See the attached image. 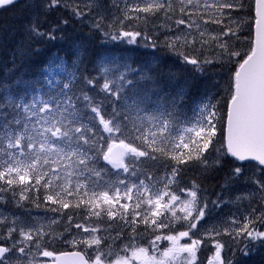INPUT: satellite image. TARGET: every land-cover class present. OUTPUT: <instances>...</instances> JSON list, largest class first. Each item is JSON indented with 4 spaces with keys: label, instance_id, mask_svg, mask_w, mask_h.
Segmentation results:
<instances>
[{
    "label": "snow or ice",
    "instance_id": "6c2138e0",
    "mask_svg": "<svg viewBox=\"0 0 264 264\" xmlns=\"http://www.w3.org/2000/svg\"><path fill=\"white\" fill-rule=\"evenodd\" d=\"M18 2L0 0V8ZM28 7L35 9L30 39L62 38L57 33L69 21L44 30L41 16L63 8L78 20L90 19L91 38L100 45L165 47L210 83L197 118L182 119L191 80L179 83L169 71L174 87L166 90L155 58L137 64L85 42L74 44L71 56L53 52L39 79H0V205L10 200L16 208L31 203L59 213L23 217L0 208V264H197L205 239L215 249L208 264H234L222 255L225 249L248 256L264 247V0H254V33L244 51L237 44L246 21L230 14L242 13L244 0H141L124 8L107 0H39ZM113 7L123 19L107 20ZM129 20H158L154 29L173 34L160 43L147 30H126ZM209 23L221 26L219 34L208 32ZM212 69L229 75L220 141L212 92L220 81L210 79L218 74ZM226 160L231 167L220 190L209 189L201 181L215 180ZM192 170L199 179L182 187ZM228 204L241 215L197 236L212 210ZM81 214L87 223L74 222ZM57 240L77 250H51Z\"/></svg>",
    "mask_w": 264,
    "mask_h": 264
},
{
    "label": "trees",
    "instance_id": "16d2710c",
    "mask_svg": "<svg viewBox=\"0 0 264 264\" xmlns=\"http://www.w3.org/2000/svg\"><path fill=\"white\" fill-rule=\"evenodd\" d=\"M38 2L39 0H20V2L16 3L15 5L0 8V79H4L9 76L12 78L20 77L24 79H39L41 76L42 66L46 63L53 52L58 51L62 54L71 56L73 45L79 44L80 42L88 43L90 47L96 51H102L104 48L110 49L109 47L113 46V42L109 41L106 45L102 46L100 45L99 40L91 38V33L89 30L90 19L78 20L73 17L69 11H66L63 8H58L52 11L49 15H47L46 18L43 15L41 16L42 27L44 30L49 29L52 24H59L62 19H67L69 21L68 25L62 26V31L57 33L58 37L62 38H59L54 42H44L30 39L27 32V27L31 21L35 19V9H30L28 5H35ZM244 5L245 9L243 14L247 19L246 27L248 28V31H243L241 34L240 43L237 44V48L241 51L246 50L250 46V39L252 37L250 19L253 17V0H244ZM113 17L123 19L121 12L115 7L110 8L107 14L108 21H112ZM157 23L158 20H151L147 25H145L142 21L138 22L136 20H129L125 21L123 27L126 30H131L133 28H138L141 31L147 30L150 35H154L158 38V42L162 43L166 36L172 35L173 33H168L162 29H154L153 25ZM117 27H120L119 23H117ZM224 27H226V19L224 21ZM207 30L210 34H219L221 31V26L209 23L207 25ZM229 39L233 38L229 37ZM34 49H39V51L34 52ZM212 54V52L207 53L208 56H211ZM125 55L134 58L137 64H142L155 58L154 62H158L165 73L163 83L166 90H170L174 87V85L170 84L167 79V73L169 71L176 74V78L179 83H183L185 79L191 80L193 82V87L189 90L183 107L180 110L182 113L181 118L188 120H195L197 118L195 112L206 91V85L210 83L209 80L195 75L190 65L184 64L177 55L173 54L165 47L146 49L141 46L132 45L127 48ZM204 55V53L201 54L202 59ZM212 71H217L216 73L218 74L211 77L210 79H217L220 81V86L216 89H212V92L215 94V100H213V102L217 103V111L219 114L217 122V141H220L223 137L224 121L227 111V92L224 89L228 84L229 75L226 72L220 73L219 69H212ZM218 146L219 143H217V147ZM230 167L231 161L226 160L224 168L220 171L215 180L201 182L204 183V185L209 189L215 185V190L219 191L220 178ZM163 171L164 169L161 168L160 173H163ZM188 173L186 174V178L181 185L182 187H190L191 179H199L195 170L189 171ZM212 198L215 197L212 196ZM41 201H43V192H41ZM0 208H3L4 211L13 212L19 216H24L27 214L42 215L47 217L59 216V213L46 212L43 208L36 209L31 203L26 204L24 208H16L13 206L10 200L6 206L0 205ZM65 211L71 214L77 210L69 209ZM212 211L213 212H211V214L205 218L206 228L210 225L226 220L233 214H236L237 216L241 215V213L237 212V209L232 204H228L227 206L222 205L220 208L213 209ZM106 219L107 218L105 217V221H102L101 223L106 222ZM63 221L66 223V215L63 217ZM74 222L87 223L83 220L82 214L79 216H74ZM65 223H62L57 227L58 232H63ZM91 223H97L95 217L92 218ZM143 228L144 226L141 224V232H143ZM206 228H204V230ZM76 232L77 230L73 228L72 234L75 235ZM106 234L107 233H105V235ZM65 236L67 238L71 235L65 233ZM125 236H127V232L125 233ZM219 239L223 240L227 244H231V241L227 236H222ZM124 242H126V240ZM120 243L121 241H117V244ZM143 243L145 246L147 245L146 240L143 241ZM52 244L53 246H50V249L58 253L67 251L70 248V246L62 240L55 241ZM214 251L215 249L212 240L205 239L204 244L201 246L198 252L197 264H205V262L211 258ZM122 254L123 253L121 252V255ZM222 255L226 260H233L234 264H264V247H261L260 245H257L256 250L251 252L248 256H242L239 253L233 256V252L228 249H225Z\"/></svg>",
    "mask_w": 264,
    "mask_h": 264
},
{
    "label": "rangeland",
    "instance_id": "374dc122",
    "mask_svg": "<svg viewBox=\"0 0 264 264\" xmlns=\"http://www.w3.org/2000/svg\"><path fill=\"white\" fill-rule=\"evenodd\" d=\"M138 2H141V0H107V3H109V4H118L119 5V7L120 8H124V6L126 5V4H136V3H138ZM226 12L228 11V10H225ZM244 12V11H243ZM243 12L242 13H236V12H232V13H230L231 14V16H234V17H236V16H240V17H242L245 21H246V23L244 24V28H243V31H248L247 29V27H246V25H247V19H246V17L244 16V14H243ZM226 19V27L228 26V20H227V18H225ZM251 20V19H250ZM243 33V32H242ZM212 34H215V33H212ZM207 38V37H206ZM113 44V46L112 47H109L110 49H111V51H113V52H116V53H122V54H124L125 55V53H126V51H127V48L128 47H130V46H132V45H127V44H125V43H119V42H113L112 43ZM127 47H126V46ZM119 51V52H118ZM223 134H224V132H223ZM6 212H8V213H13V212H10V211H6ZM23 217H37V218H45V217H47V216H42V215H34V214H27V215H24ZM46 222V221H45ZM205 222H206V220L204 219L202 222H201V224H200V226H199V231L196 233V235L197 236H200L201 235V233L204 231V228H206L205 227ZM182 230V229H181ZM72 237L71 236H69V237H67V239H71ZM57 241H59V240H57ZM67 244V243H66ZM69 245V244H68ZM52 247L53 246V244H51V245H49V247ZM70 246V248L73 250V249H75V248H73L71 245H69ZM163 246H166V242H164V244H162V247ZM214 254V253H213ZM213 254H212V256H211V258L213 257ZM123 255V254H122ZM210 258V259H211ZM113 259H114V257H113ZM209 261V260H208ZM208 261H206L205 262V264H208Z\"/></svg>",
    "mask_w": 264,
    "mask_h": 264
},
{
    "label": "bare ground",
    "instance_id": "6f19581e",
    "mask_svg": "<svg viewBox=\"0 0 264 264\" xmlns=\"http://www.w3.org/2000/svg\"><path fill=\"white\" fill-rule=\"evenodd\" d=\"M108 20V19H107ZM110 20V19H109ZM48 24V23H47ZM27 25V24H26ZM68 25V24H67ZM72 25V24H71ZM75 26V25H74ZM7 27V26H6ZM78 28V27H77ZM71 31V30H70ZM160 40V39H159ZM41 46V45H40ZM38 47V46H37ZM40 48V47H39ZM110 50V49H109ZM119 52V51H118ZM169 57V56H168ZM159 59H161V58H159ZM5 67V66H4ZM11 68V67H10ZM217 72V71H216ZM192 97V96H191ZM182 114V113H181ZM193 171V170H192ZM220 173V172H219ZM189 174V173H188ZM219 179V178H218ZM218 183V182H217ZM216 183V184H217ZM185 184V183H184ZM184 186V185H183ZM211 186V185H210ZM213 212V211H212ZM219 221V220H218ZM143 233V232H142ZM264 256V255H263ZM263 258V257H262Z\"/></svg>",
    "mask_w": 264,
    "mask_h": 264
},
{
    "label": "water",
    "instance_id": "95a60500",
    "mask_svg": "<svg viewBox=\"0 0 264 264\" xmlns=\"http://www.w3.org/2000/svg\"><path fill=\"white\" fill-rule=\"evenodd\" d=\"M254 19H255V12H254ZM253 33H254V24H253Z\"/></svg>",
    "mask_w": 264,
    "mask_h": 264
}]
</instances>
